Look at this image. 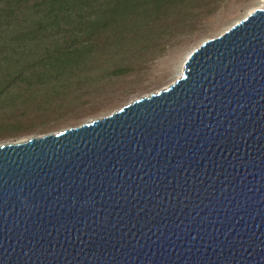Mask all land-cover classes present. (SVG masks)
<instances>
[{
	"label": "water",
	"instance_id": "obj_1",
	"mask_svg": "<svg viewBox=\"0 0 264 264\" xmlns=\"http://www.w3.org/2000/svg\"><path fill=\"white\" fill-rule=\"evenodd\" d=\"M0 264H264V7L166 88L0 145Z\"/></svg>",
	"mask_w": 264,
	"mask_h": 264
},
{
	"label": "trees",
	"instance_id": "obj_2",
	"mask_svg": "<svg viewBox=\"0 0 264 264\" xmlns=\"http://www.w3.org/2000/svg\"><path fill=\"white\" fill-rule=\"evenodd\" d=\"M222 1L0 0V106L17 107L18 124L79 106Z\"/></svg>",
	"mask_w": 264,
	"mask_h": 264
},
{
	"label": "rangeland",
	"instance_id": "obj_3",
	"mask_svg": "<svg viewBox=\"0 0 264 264\" xmlns=\"http://www.w3.org/2000/svg\"><path fill=\"white\" fill-rule=\"evenodd\" d=\"M264 4L262 0H224L214 12L193 28L170 35L163 52L150 59L137 74L118 79L99 94L84 97L83 104L55 111L54 115L31 116L27 123H17V107L0 106V145L25 141L32 137L57 133L105 117L132 101L148 96L172 84L182 73L187 56L203 41L219 36L229 27ZM103 84L90 86L96 89ZM85 92V86L81 89ZM20 126V127H19Z\"/></svg>",
	"mask_w": 264,
	"mask_h": 264
},
{
	"label": "bare ground",
	"instance_id": "obj_4",
	"mask_svg": "<svg viewBox=\"0 0 264 264\" xmlns=\"http://www.w3.org/2000/svg\"><path fill=\"white\" fill-rule=\"evenodd\" d=\"M262 1H263V3H264V0H262ZM263 7H264V4H262L260 8H263Z\"/></svg>",
	"mask_w": 264,
	"mask_h": 264
}]
</instances>
